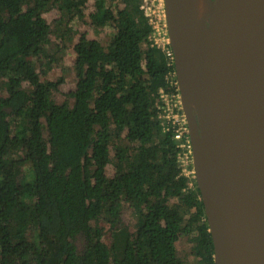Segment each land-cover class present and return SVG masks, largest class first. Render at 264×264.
Returning <instances> with one entry per match:
<instances>
[{
    "label": "trees",
    "instance_id": "trees-1",
    "mask_svg": "<svg viewBox=\"0 0 264 264\" xmlns=\"http://www.w3.org/2000/svg\"><path fill=\"white\" fill-rule=\"evenodd\" d=\"M141 5L0 0V264H215L159 116L173 66ZM68 48L63 91L46 75Z\"/></svg>",
    "mask_w": 264,
    "mask_h": 264
},
{
    "label": "water",
    "instance_id": "water-1",
    "mask_svg": "<svg viewBox=\"0 0 264 264\" xmlns=\"http://www.w3.org/2000/svg\"><path fill=\"white\" fill-rule=\"evenodd\" d=\"M184 3L164 0L165 18L214 262L264 264L256 249L263 236L252 238L264 227V0H209L197 70ZM216 83L228 85L236 107Z\"/></svg>",
    "mask_w": 264,
    "mask_h": 264
},
{
    "label": "built area",
    "instance_id": "built-area-1",
    "mask_svg": "<svg viewBox=\"0 0 264 264\" xmlns=\"http://www.w3.org/2000/svg\"><path fill=\"white\" fill-rule=\"evenodd\" d=\"M141 7L152 27L151 41L153 45L161 48L167 58L168 64L173 66L166 78L175 92L164 93L161 91L160 118L163 131L171 130L173 139L176 141L179 151L177 160L182 173L195 179L193 166L192 144L189 135L188 125L182 110L181 98L174 68V55L170 46L167 22L165 18V6L163 0H142Z\"/></svg>",
    "mask_w": 264,
    "mask_h": 264
},
{
    "label": "bare ground",
    "instance_id": "bare-ground-1",
    "mask_svg": "<svg viewBox=\"0 0 264 264\" xmlns=\"http://www.w3.org/2000/svg\"><path fill=\"white\" fill-rule=\"evenodd\" d=\"M209 11V0H185L183 6V13L185 15L184 20V36L187 40L190 57L194 69L198 68V56L201 46L203 45L205 33H206V20ZM218 83V82H217ZM216 83L215 90L217 95L223 100L229 107H236L234 93L229 91L228 85H224L222 88ZM250 226H248L249 228ZM261 233L262 243L256 246L257 253L264 263V227L259 232L253 233V240H257ZM258 241V240H257Z\"/></svg>",
    "mask_w": 264,
    "mask_h": 264
},
{
    "label": "rangeland",
    "instance_id": "rangeland-1",
    "mask_svg": "<svg viewBox=\"0 0 264 264\" xmlns=\"http://www.w3.org/2000/svg\"><path fill=\"white\" fill-rule=\"evenodd\" d=\"M164 1V0H163ZM56 15V13L54 11L51 12H47L45 14L46 18L48 21H52L53 17ZM82 28L86 29L87 26H83ZM105 35V34H104ZM106 38V37H105ZM105 38H103L105 40ZM56 38L53 37L51 38V42L55 43L56 42ZM52 46V45H51ZM69 49V50H68ZM65 52V54H63L62 60L60 61V63L56 64L51 71H49L47 73V77L49 78H55L57 77L58 74H63L65 77V81L62 85H61V89L63 91H69L72 90L74 87V81H73V69H72V60H73V54L71 51V48H68ZM60 97L57 96L56 99H59ZM111 166H109V170H110ZM195 182L194 178L190 179V186H193ZM196 183V182H195Z\"/></svg>",
    "mask_w": 264,
    "mask_h": 264
}]
</instances>
